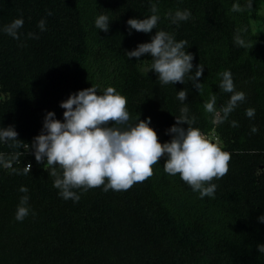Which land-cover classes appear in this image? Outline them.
<instances>
[{"label":"trees","instance_id":"1","mask_svg":"<svg viewBox=\"0 0 264 264\" xmlns=\"http://www.w3.org/2000/svg\"><path fill=\"white\" fill-rule=\"evenodd\" d=\"M151 2L161 17L157 28L129 34L126 21L150 15V0H0V28L24 18L19 40L0 31V127L13 125L19 141L0 143L6 157L0 163V264H264L256 247L264 244V223L257 220L264 214V35L250 27V18L264 19V0H252L250 9L246 0ZM237 4L243 10H234ZM177 9H189L190 19L173 23L165 13ZM99 13L109 18L107 32L94 25ZM41 18L45 31L37 27ZM159 29L187 40L193 71L198 63L205 67L199 90L187 77L184 84L163 85L154 72L138 70L137 58L126 56ZM237 29L244 30L249 49L234 42ZM225 69L246 98L217 122L204 102L213 93L217 108L229 99L218 87ZM91 85L118 90L131 116L151 118L161 143L170 140L166 130L180 115L176 91L187 89L192 126L230 153L228 172L211 181L217 185L214 196L201 197L179 174L166 173L162 156L151 176L126 190L105 191L101 185L74 189L77 202L60 197L31 143L47 111L62 121L59 103ZM248 107L255 108L252 118L245 115ZM22 185L35 215L17 221Z\"/></svg>","mask_w":264,"mask_h":264},{"label":"clouds","instance_id":"2","mask_svg":"<svg viewBox=\"0 0 264 264\" xmlns=\"http://www.w3.org/2000/svg\"><path fill=\"white\" fill-rule=\"evenodd\" d=\"M151 3L150 15L141 19L129 18L126 21L129 34L132 30L142 33L153 32L157 28L160 14L156 3ZM247 8L252 7V0H246ZM244 6H234V10H243ZM47 15H51L48 12ZM173 23L190 19L189 9L175 10L165 13ZM109 18L99 13L95 20V27L107 32ZM24 18H14L10 23L0 28L13 39H20L19 30L23 27ZM40 31L46 30V20L41 18L37 22ZM27 36L38 39L36 33L28 32ZM234 42L241 47L249 49L252 44L244 35L243 29L234 32ZM187 40H176L174 33L163 29L156 30L148 42L139 43L132 50L126 51L128 58H137L135 66L146 75L149 71L155 73L163 85L179 82L184 84L187 77L194 88L199 90V82L204 66L192 63L194 57L187 52ZM21 46H23L21 44ZM148 54L150 60H139ZM221 80L218 84L223 92L230 93L227 102L217 108L216 94L204 102V109L213 114L217 122L227 119L236 107L242 103L246 94L236 90L232 73L225 69L219 74ZM188 90L183 88L176 91L177 99L182 102L180 115L175 116V124L170 126L166 133L170 140L159 142L155 130L150 127L151 118L143 120L130 115L126 107L127 98L112 86L102 91L98 86L70 93L66 99L59 103L64 111L62 121L56 119L53 111H47L43 117L40 134L35 136L31 143V151L37 162L46 161L48 174L53 179V187L59 190L58 195L63 199H72L77 202L80 195L74 189L87 191L90 188L103 185L107 191L126 190L134 182H140L153 174V165H157L158 158L165 156L163 169L170 175L179 174L194 192L201 197L214 196L217 185L212 183L213 178H220L228 172L230 153L223 150L217 142L207 138L198 127H193L195 117L189 115V108L184 101ZM245 115L254 117L255 108L248 107ZM111 121V125H109ZM182 125H187L183 127ZM237 126V121H231ZM258 129L252 126L255 133ZM17 132L13 125L0 127V143L16 140ZM27 149L29 145L25 144ZM6 157L0 153V163H5ZM30 165L24 169L29 173ZM19 192L25 193L19 197L15 211V219L23 221L32 212L28 203L29 189L20 186ZM34 216L35 213L32 212ZM258 222L264 223V214L257 217ZM257 250L264 254V244H257Z\"/></svg>","mask_w":264,"mask_h":264},{"label":"rangeland","instance_id":"3","mask_svg":"<svg viewBox=\"0 0 264 264\" xmlns=\"http://www.w3.org/2000/svg\"><path fill=\"white\" fill-rule=\"evenodd\" d=\"M260 13L264 18V6L261 8ZM250 27L254 34L264 35V19L256 20L254 18H250Z\"/></svg>","mask_w":264,"mask_h":264}]
</instances>
